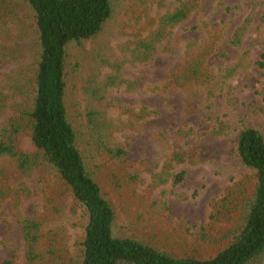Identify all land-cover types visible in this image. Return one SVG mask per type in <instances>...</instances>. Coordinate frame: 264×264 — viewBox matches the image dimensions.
I'll return each instance as SVG.
<instances>
[{
    "label": "rangeland",
    "instance_id": "rangeland-1",
    "mask_svg": "<svg viewBox=\"0 0 264 264\" xmlns=\"http://www.w3.org/2000/svg\"><path fill=\"white\" fill-rule=\"evenodd\" d=\"M110 2L113 14L100 33L67 47L65 103L76 127L93 103L99 105V120L112 125L108 139L125 151L126 163L115 164L84 136L78 143L85 164L116 213V237L130 236L173 257H209L233 239L256 180L236 156L235 138L243 126L264 138V0ZM181 5L187 17L162 29L161 17ZM18 17L0 37L7 52L0 85L19 68L30 69L38 53L29 36L31 13ZM20 31L27 33L21 41ZM200 47L207 48V87L190 81L188 90L173 88L174 72ZM19 48V59L8 55ZM158 85L162 92L152 89ZM12 113L0 116V134ZM13 144L38 166L22 178L14 161L0 155V264H25L26 219L63 236L67 263L79 264L82 211L40 162L28 130ZM253 264H264V256Z\"/></svg>",
    "mask_w": 264,
    "mask_h": 264
},
{
    "label": "trees",
    "instance_id": "trees-1",
    "mask_svg": "<svg viewBox=\"0 0 264 264\" xmlns=\"http://www.w3.org/2000/svg\"><path fill=\"white\" fill-rule=\"evenodd\" d=\"M25 11L32 16L30 32L34 35L29 36L35 37L38 53L30 69L19 68L0 85V116L13 111L1 128L0 155L14 161L20 177L28 176L38 162L15 149L13 143L23 132H30L36 156L68 193L75 209L82 211L79 264H253L261 260L264 256V138L258 130L245 126L235 138V153L244 167L254 171L256 180L244 200L246 209L241 224L225 247L206 258L173 257L138 239L113 234L116 213L87 169L78 142L84 136L87 141L91 139L97 152L101 151L118 165L126 163V154L117 144L110 143L108 132L112 125L99 120L104 110H98L96 103L85 111L84 124L74 125L65 103L64 81L68 45L95 38L112 17V4L110 0H0V37H6L10 31L7 24H13L18 16L25 18ZM186 17V7L181 5L161 17L162 29L163 24L172 26ZM20 33L19 41L27 34ZM20 50L8 55L19 59ZM5 52L0 42V59ZM206 53L205 47L191 53L185 64L174 72L170 81L173 88L185 90L190 81L195 86L199 83L202 89L207 87L209 77L203 68ZM261 58L264 59V54ZM259 65L263 67L262 62ZM112 83L110 79L101 87L95 85L92 95L101 93ZM167 88L164 86L165 91ZM152 89L163 91L161 85ZM5 91L10 96H5ZM18 97L20 100L16 101ZM182 178L183 172L177 175L175 183ZM22 231L26 243L25 264H68L63 236L53 229L42 232L40 222L29 219L22 222Z\"/></svg>",
    "mask_w": 264,
    "mask_h": 264
}]
</instances>
